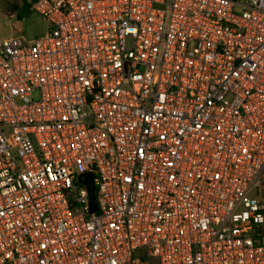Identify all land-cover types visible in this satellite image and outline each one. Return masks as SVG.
Here are the masks:
<instances>
[{"label": "built area", "instance_id": "obj_1", "mask_svg": "<svg viewBox=\"0 0 264 264\" xmlns=\"http://www.w3.org/2000/svg\"><path fill=\"white\" fill-rule=\"evenodd\" d=\"M32 10L0 38V264H264V0Z\"/></svg>", "mask_w": 264, "mask_h": 264}, {"label": "rangeland", "instance_id": "obj_2", "mask_svg": "<svg viewBox=\"0 0 264 264\" xmlns=\"http://www.w3.org/2000/svg\"><path fill=\"white\" fill-rule=\"evenodd\" d=\"M22 0H0V38L23 37L27 40L42 36L49 28L40 14L32 12L23 20H18L16 16L9 17L5 13L7 6H21Z\"/></svg>", "mask_w": 264, "mask_h": 264}, {"label": "trees", "instance_id": "obj_3", "mask_svg": "<svg viewBox=\"0 0 264 264\" xmlns=\"http://www.w3.org/2000/svg\"><path fill=\"white\" fill-rule=\"evenodd\" d=\"M23 4L21 6L15 5L13 7L7 6L5 13L9 16H16L18 20H23L26 16L30 15L32 10V4L34 0H22Z\"/></svg>", "mask_w": 264, "mask_h": 264}, {"label": "water", "instance_id": "obj_4", "mask_svg": "<svg viewBox=\"0 0 264 264\" xmlns=\"http://www.w3.org/2000/svg\"><path fill=\"white\" fill-rule=\"evenodd\" d=\"M83 183L86 185L89 198H90V212L94 213L98 209L97 197H96V186L94 181V176L91 172L85 174V180Z\"/></svg>", "mask_w": 264, "mask_h": 264}]
</instances>
